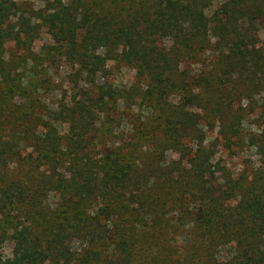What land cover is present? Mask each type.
<instances>
[{"label":"trees","instance_id":"16d2710c","mask_svg":"<svg viewBox=\"0 0 264 264\" xmlns=\"http://www.w3.org/2000/svg\"><path fill=\"white\" fill-rule=\"evenodd\" d=\"M37 1L0 0V264H264V132L252 174L206 146L264 91V0ZM120 65L130 85L108 79Z\"/></svg>","mask_w":264,"mask_h":264},{"label":"rangeland","instance_id":"374dc122","mask_svg":"<svg viewBox=\"0 0 264 264\" xmlns=\"http://www.w3.org/2000/svg\"><path fill=\"white\" fill-rule=\"evenodd\" d=\"M19 3L27 4V7L34 6V8H41L43 4L37 0H15ZM38 37L33 40L32 48L34 49L35 57L28 62V66L33 64L39 65L40 61L45 59V52L47 48L52 46V41L50 35L46 30H40ZM259 46L264 49V31L260 32V43ZM12 47L7 48V52L12 51ZM19 53V52H18ZM56 65L59 64L58 69L56 66L48 67L47 70L43 71L48 75L49 78L54 82V88L50 92L45 94L46 100H49L47 104L55 105L58 101L56 97L59 93L57 88L61 84H68L69 77L71 75V68L60 60ZM111 65V64H110ZM29 68V67H28ZM73 73V72H72ZM134 73L128 67L120 65L119 68L112 67L108 75L110 81L115 82L117 86H127L133 82ZM98 82H102L99 78ZM49 93H52L49 97ZM56 95V96H55ZM15 102H20L16 100ZM237 106L245 109V112L242 113V118L237 122V128H234L232 133V139L228 146L222 144V141H215L218 136V128L215 126L207 128V141L206 146L210 147L214 152V156L219 158L222 162V166L227 170L230 175H239V174H252L257 170V164L261 159L257 141H254L253 138H258L264 132V91L255 90L247 97L241 95L239 100H237ZM144 112H147V109H144ZM124 126V125H123ZM120 127V129L123 128ZM211 129L213 130L212 133ZM60 130L64 131V128L60 127ZM220 139V138H219ZM21 155H26L31 152L29 147L24 145L19 146ZM178 155L172 152L166 153V161H176ZM13 170L10 171L11 176H16L17 172ZM18 174H20L18 169ZM45 206L47 208H54L57 204L56 194L49 192L46 199ZM11 245L10 242H5L2 252L4 257L11 256Z\"/></svg>","mask_w":264,"mask_h":264}]
</instances>
